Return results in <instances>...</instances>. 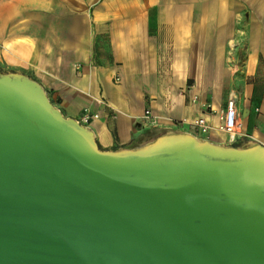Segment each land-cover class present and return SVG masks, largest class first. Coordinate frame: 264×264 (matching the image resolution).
I'll return each mask as SVG.
<instances>
[{"label":"water","instance_id":"95a60500","mask_svg":"<svg viewBox=\"0 0 264 264\" xmlns=\"http://www.w3.org/2000/svg\"><path fill=\"white\" fill-rule=\"evenodd\" d=\"M0 264H264V147L168 131L101 149L0 72Z\"/></svg>","mask_w":264,"mask_h":264},{"label":"crops","instance_id":"0c3cea01","mask_svg":"<svg viewBox=\"0 0 264 264\" xmlns=\"http://www.w3.org/2000/svg\"><path fill=\"white\" fill-rule=\"evenodd\" d=\"M0 72L37 81L66 117L97 114L82 125L101 149L168 131L264 147V0H0ZM229 97L236 139L177 123L215 126Z\"/></svg>","mask_w":264,"mask_h":264},{"label":"built area","instance_id":"2783aa9c","mask_svg":"<svg viewBox=\"0 0 264 264\" xmlns=\"http://www.w3.org/2000/svg\"><path fill=\"white\" fill-rule=\"evenodd\" d=\"M206 107L211 109L209 104H205ZM91 117H97V114H90L87 109H84L77 121L80 124L86 123ZM219 122L213 126L206 121L204 117H196L193 120L182 119L177 121L180 125H189L197 128L199 131L205 133L212 128H216L219 132L227 135L228 139L234 140L241 136L240 132V118L235 108V102L233 97H229L226 106L218 111ZM142 118L151 126H158L160 117L152 114L149 110H146Z\"/></svg>","mask_w":264,"mask_h":264},{"label":"rangeland","instance_id":"374dc122","mask_svg":"<svg viewBox=\"0 0 264 264\" xmlns=\"http://www.w3.org/2000/svg\"><path fill=\"white\" fill-rule=\"evenodd\" d=\"M177 132H179V131H177Z\"/></svg>","mask_w":264,"mask_h":264}]
</instances>
